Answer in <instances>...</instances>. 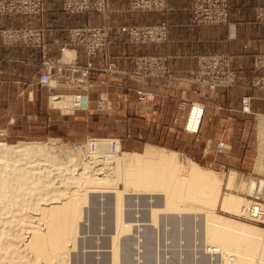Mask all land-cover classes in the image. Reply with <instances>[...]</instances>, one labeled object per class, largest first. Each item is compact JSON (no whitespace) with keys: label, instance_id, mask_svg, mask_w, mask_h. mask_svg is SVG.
<instances>
[{"label":"crops","instance_id":"crops-1","mask_svg":"<svg viewBox=\"0 0 264 264\" xmlns=\"http://www.w3.org/2000/svg\"><path fill=\"white\" fill-rule=\"evenodd\" d=\"M61 1L41 0V12L35 17H1L0 27L27 25L40 28L44 45L42 49L0 46V59L24 66L28 60H33L35 63L29 64L34 68L33 64L38 66L37 63L43 59L81 67L85 63L83 50L67 43V30L76 26L104 27L109 30L104 48L91 59L97 71L89 73L91 86L87 90V110H73L70 115L89 111V115L92 112L97 114L103 112L102 109L105 114L123 111L127 121L126 137L135 145H183L189 146V153L203 145L199 150V160L213 163L221 157L220 166L224 170L231 167L241 172L249 150L258 156V124L254 125V122L257 123V117L264 115V92L251 89L250 81L260 75L253 70V58L264 54V24L255 19V10L264 6V0H229V21L222 26L198 25L192 15V0H165L164 9L153 12H131L129 0H106L104 14L74 16L62 11ZM160 23L166 25L169 33L166 42L157 45L131 44L121 32L130 26ZM64 51L70 56L64 58ZM211 54L231 59L236 72L233 87L210 92L205 86L189 81L190 72L196 69L197 58ZM136 55L166 58L172 78L167 81L132 76V59ZM108 64L113 65L112 73L103 72ZM35 76L16 75L8 80L0 75V132L13 122V119L5 121V102L9 97L24 100L35 107L42 127L47 128L53 121L50 102L53 96L57 97L55 92H65L63 96L67 97L80 93L77 89L39 87ZM11 83L16 86L9 87ZM41 90L45 91L41 93ZM139 92L153 94L154 99L140 102L137 100ZM242 96L252 98V114L239 112ZM190 105L204 108L197 134L184 129ZM219 140L225 141V148L216 153L214 146Z\"/></svg>","mask_w":264,"mask_h":264},{"label":"rangeland","instance_id":"rangeland-1","mask_svg":"<svg viewBox=\"0 0 264 264\" xmlns=\"http://www.w3.org/2000/svg\"><path fill=\"white\" fill-rule=\"evenodd\" d=\"M149 12H153V11H149ZM69 15L74 16V15H84V14H69ZM10 16H15V15H10ZM10 16H0V18L10 17ZM154 25H148V26H154ZM20 27L39 29V31H41L43 35V30H41L40 28L30 27L27 25L1 26L0 29L20 28ZM82 27L96 28L100 26L72 27L66 32V40L68 38V33L70 32V30L76 28H82ZM131 27H137V26H131ZM1 31L2 30H0V36H1ZM108 31L109 30H106L105 33L106 37ZM168 33L169 30H167V38H168ZM106 37H105V42H106ZM126 39L128 42H130L127 36ZM43 40H44V36H43ZM134 45H140V44H134ZM141 45H157V44L148 43ZM0 46L6 48L13 46H18L21 48H34V47H26L21 45L6 46L3 45L1 38H0ZM69 54H70L69 52L64 51L63 52L64 58L70 56ZM1 56L5 58L4 54H2ZM140 56L142 55H136L133 57L132 72L134 71L133 60L134 58ZM150 56H156V55H150ZM45 61L47 60L46 59L40 60L39 64L37 63L38 66L33 64L35 66L34 68L31 67L32 66L31 64L35 63V61L33 60H28L27 65L24 62L25 65L27 66L26 67L21 63L7 62L6 59H2V60L0 59V75L8 78L9 80L12 76H16V75L35 76L37 74V76H35V80H36L35 82L38 84L37 78L45 69L42 66ZM52 61H57V60H52ZM29 62L31 64H29ZM108 65L106 67H108ZM106 67L104 69H106ZM52 70L53 72H50V70L49 72L53 75H56L55 69ZM51 81L52 82L49 84V86H41L39 84L37 86L43 88H55V87L65 88L64 86H58V85L54 86L55 83L61 82L60 79H58L56 76H52ZM11 85L14 87L16 86L12 83L8 84L9 87H12ZM19 86H21V84ZM65 90L68 89L66 88ZM70 90H74V89H70ZM41 91H42L41 93H43L45 90H41ZM52 91H57V90H52ZM63 93L65 92H55L54 95H57V97L52 98L50 102V106L52 107L53 121L51 124L48 125L47 128H45L44 126L42 127L39 121V117L36 116L35 112L37 111V109L35 107L30 105L29 103L27 104L24 100L20 101V100L11 99V97H9L5 102L6 104L5 121L8 122L9 120L13 119L12 120L13 122L11 125L5 126L4 128L5 130L0 132V144L3 143L7 146H17L19 143L22 142V143H38L42 146L43 145L47 146L55 142V144L56 143L59 144V147L63 151H69V149H72L71 148L72 146L79 143H83L86 139H88L87 137H98L94 139H114L117 140V142L119 143L120 151L127 154L130 153L142 154L146 150V148L149 147L158 150L160 149L162 151L164 150L165 152L169 151L176 153L179 160H183L184 162L189 160L191 163L197 165L198 167L212 172L211 175L213 176L214 179H216L218 183L217 187L219 189L218 192L219 197L216 200V203H214V197H212L213 192L208 190L209 188L207 189L206 187L205 189L200 188L199 190H197V193L195 192L193 193L194 195L193 197L195 198L197 196L199 197V195L200 198L201 197L204 198V199L201 198V200L199 198L196 200L195 198L191 197V195L187 192L183 193V195L184 194L185 195L183 197L181 196L182 199L180 198L179 201L181 200L180 204H182L181 206L183 208L185 207V210L174 211V212L166 211L162 208L165 197V193L163 191L161 192L159 190H152V189L148 190L142 188L134 191H129L131 193L129 192L127 193V191L126 192L124 191V194L122 193L121 196H123L124 197L123 199L126 200L124 201V203L126 202V204L123 203L124 205H121L123 207V208L121 207V217L122 220H124L121 221L122 223H124V225L128 223L126 224V226H129L130 224L132 225V227L128 228L127 232L125 231L121 232L123 233V234L120 233L121 235L117 234L115 230L116 212L114 209V205H115L114 192L113 191H112L113 193L104 192V191L99 192L101 190H98L97 192L89 191L86 194L87 195L86 199H89L88 201H91L90 199L92 198L93 200L91 202L94 201L95 205L94 202L93 204H91L88 201H87L88 205L86 204V202H85L86 204L85 206L82 205V207L85 208L82 209L81 211L82 213L80 216L81 220L79 219L80 221L79 220L77 221L76 224L77 229L74 233L73 236L74 238L72 239L74 241L72 242L71 245H69L71 242L67 244L68 251H67V256L65 255L66 259H64L65 264H113L111 255L114 250L112 248L114 247V240H116L115 244L117 249L116 250L117 264H229L231 263L230 261L234 259L233 256L235 250L237 252V257H238L235 258V260H237L238 264H241L243 262H247L249 264H264V242H263L264 222H261L259 219H250L248 218L250 217L248 215L243 216L241 214H238L237 210L235 212H230L229 210H222L221 208L222 198L226 195H232L235 198L248 201L249 204L247 206L251 204L248 207L249 210L251 206H254L253 201L259 204L264 203V115L257 117L258 119L257 123L254 122V125L258 124V128H257L258 148L256 151L258 153V156L255 154V152L253 154V152H251L252 150L251 151L249 150V153L246 156L248 159L246 160L244 165L241 166V172L236 170L238 172L237 173L235 169L231 167L229 169L226 166L227 167L225 168L226 170L221 168L220 165L222 163L220 156H219L220 158L215 160L213 163H206L199 160V150L203 149L204 147L203 145L201 147L198 145V147H196V149L198 150L196 151L191 150L190 153H189V146L184 147L183 145L172 146V147L159 146L155 144L146 145L144 147L140 145H135L133 142H131L130 139H127L126 137L127 121L123 111L119 113H115V112L110 113V111H108L105 114L104 113L105 110L102 109L103 112L101 111L98 113L96 112L97 114H95V112H92V114L89 115V113H91V111H89L82 114L70 115L72 111L71 110L72 103L70 97L72 95L67 97V96H63L65 95ZM62 99H66L69 101L67 106L60 107L55 104L57 101H60ZM190 107L191 105L188 108V112L190 110ZM195 108L200 109L198 105H195L194 109ZM193 113L194 111L192 112V114ZM16 151L18 152L19 149ZM82 152L83 151H77L75 153L76 155L74 159L75 162L73 160L72 162L63 161L65 166L70 165L69 167H71V170L78 169L77 170L78 172L76 170L75 172L74 170L72 172L69 170L70 172L66 171L63 175H66V177L68 175H73L75 176V178H77L79 173L81 174L84 168H86V173H90V171L96 173L97 171H99L97 173L100 174L101 171L102 173L105 171L103 173L105 175L110 174L111 169L114 171V165H112L114 164V162L113 159H111L110 157H106L104 155H96V154L95 156L94 154H91L88 158H85L88 154H84ZM54 153L57 154V152ZM61 155L65 156V154L62 153ZM0 156H6V157L12 156L13 158H15V160L18 159V162H15V160L8 161L9 159H5L4 161H8L5 163L4 166L5 170L0 171L1 173L0 192L2 193V194L0 193V206H1L0 212L2 211L0 213V218H1L0 223L5 224V226L3 227H7L9 221H11V223H13L15 220H16L15 222L20 221L21 219H23V217L27 215L30 218H28L26 222H28L29 220V222L35 223V220H31V217L32 219H35L36 218L35 215L37 214V212L33 211L31 208L33 207V205L35 206V204H37L36 199L39 196L38 191H33L34 189L32 190L31 187H30L31 189L29 187H27V189L25 188L26 192L25 189H23V191L20 190L21 188H19V185H20V180L22 178L21 174H19L20 171L17 172L12 169H8L6 167L10 166V168H15V169L17 168L18 170H22L24 168L23 171L25 170L27 171L29 169L30 172L35 171L34 173H36V171L37 173L38 172L40 173V171L42 170L41 171L42 173L40 174L44 175L43 178H45L46 174L48 173L51 175L52 179H55V183L57 184V182L63 179L62 178L63 176L58 177L57 175L60 176L61 173L59 171L60 173L59 174L58 171H56L55 169L60 168L59 163H63V162H60L59 160L57 162L56 160L51 158L53 161L51 163H48L45 161L46 159L38 158L39 160L34 163L33 161L34 158L30 157V156H34V152L32 151L28 153L22 151L15 154L0 153ZM96 157L97 158L99 157L100 159L99 158L98 159L101 160L103 163L102 166L100 165L101 166L100 170H98L99 167H97V165H99L101 162L98 159L97 162H95L96 160L94 161L93 159V158L96 159ZM94 162L96 163L95 165L96 171L94 168V164H95ZM84 163L88 164V167L87 165L85 166ZM107 164L110 165V166L108 165L110 168L107 166ZM29 166L31 169L29 168ZM91 167L93 168V170ZM101 169H103L104 171ZM108 170L110 171L108 172ZM73 173L76 174L74 175ZM232 175H234L235 177L233 180V185L230 186L229 181ZM117 187H121V186L117 185ZM191 189H193V187ZM12 190L14 192L16 191L17 194L19 193V196L16 194V192L13 193ZM3 191L5 192L8 191V193H10V196L8 193L5 192L3 193ZM10 191H12V194ZM27 191L30 192L31 194L28 193ZM21 192L24 193L25 195L23 194L22 196H20ZM83 192L84 190L79 191V193H81L80 194L81 196L83 195ZM189 195L190 198L187 197ZM6 197L9 199H7ZM22 197L23 199L26 200L25 204L23 203L19 204L17 202L18 200L20 202ZM29 197L31 198L30 201L32 203L28 201ZM256 198L258 200H256ZM89 204L94 205V207L91 206L93 209L87 207L89 206ZM155 205L161 207L160 208L161 210L156 211L155 209H157V207ZM8 206L9 207L13 206V208L10 207L9 210ZM153 207L155 209H153ZM16 208L17 209L22 208L24 211L17 210ZM150 209L156 211V216L154 221H152L153 210ZM5 210L7 212H5ZM3 212L5 215H3ZM25 213L27 215H25ZM10 214H12L11 217ZM20 215H22L21 216L22 218L20 217ZM208 226L209 227L213 226L225 230L230 229L231 231L233 230L236 233H243V235L247 237L246 239L248 241L257 243V245L259 246L261 245L260 248L262 250L260 249L261 251L259 250L260 251L259 252L257 251L258 250L257 248L256 250L257 252H254V251H242L241 248H239L238 250L236 248H233L230 249V251H232L230 252L231 254L228 253L229 255H226V253L225 254L223 252L221 253L222 249L218 248L220 250V253L211 254L207 251L211 249L212 250L216 249L217 247L215 246L216 247L215 248L214 245L212 244L210 245L208 242H207L208 244L205 243L206 242L205 227ZM0 227L2 228V226ZM4 246L5 245H3V247ZM25 256L27 258L29 257L32 258L31 255L30 256L25 255Z\"/></svg>","mask_w":264,"mask_h":264},{"label":"bare ground","instance_id":"bare-ground-1","mask_svg":"<svg viewBox=\"0 0 264 264\" xmlns=\"http://www.w3.org/2000/svg\"><path fill=\"white\" fill-rule=\"evenodd\" d=\"M68 103H69L68 100L62 99L60 101H57L55 104L60 107H65L67 106ZM198 110H199L198 108L194 109V113L192 114V117L189 122V126H188L189 128H192V125L196 118L195 115L197 114ZM18 149L19 151L17 152L16 150ZM22 151L26 153L30 151L34 152V156H30L31 158H34L33 160L34 163L39 160L38 158H44L46 159L45 161L48 163H51L53 161L52 159L56 160L57 162L58 160L60 162H63V161L72 162V160L74 161L76 157L75 153L77 152L73 148L69 149V151H63L59 147V144L58 143L55 144V142L47 146L45 145L42 146L38 143H22V142L19 143L17 146H7L3 143L0 144V153L15 154V153H19ZM54 152H57V154ZM61 153L65 154V156H62ZM93 154L94 155L95 154L104 155L106 157H110L111 159H113L114 164L112 165H114V171L112 169L111 171L108 170V172L110 171L111 173L110 174L107 173L108 175H105L103 174L105 172L103 169L101 170H103L104 172L102 173L101 171V173L99 174L97 173L99 171H97L96 173L91 172V171L90 173H86V168H84L81 174L79 173L77 178H75V176L73 175H68L66 177V175H63V174L69 170L72 172L74 169L71 170V167H69L70 163L68 164L69 166H65L63 162V163H59L60 168L55 169L56 171H58V173L59 171L61 173L60 176L57 175L58 177L63 176L62 177L63 179H61V181L57 182L56 184L55 179H52L51 175L48 173L47 174L45 173L46 177L43 178L44 175L42 174L43 175L42 176L40 174L42 173L41 169H40L41 170L40 173L39 172L37 173V171L36 173H34L35 171L34 172L31 171L32 172L31 173L29 169H28L29 170L28 172V170L23 171L24 168L23 169L21 168L22 170H18L17 168L16 169L10 168V166L6 167L8 169H12L17 172L20 171L19 174H21L22 176L20 180V185H19V188H21L20 190L23 191V189L25 188L27 189V187L29 188L31 187L32 190L34 189L33 191H38L39 196L36 199L37 204H35V206L33 205V207L31 208L33 211L37 212V214L35 215L36 216L35 219H32L31 217V220H35V223L29 222V220L28 222H26L27 219L30 218L26 213L25 215L27 216L23 217V219H21L20 221L15 222L16 221L15 220L14 222L12 221L13 223L9 221V224L7 223L8 224L7 227H3L5 226V224L0 223V226H2V228L0 227V264H6V263L7 264H65L64 259H66L65 255L67 256V251H68L67 244L71 242L69 244L71 245L72 242L74 241L72 239L74 238L73 236L77 229L76 224H77V221L80 219V216L82 214L81 213L82 209L85 208V207L83 208L82 205L85 206L87 204V201L89 200V199H86L87 197L86 194L89 191L97 192L98 190H101L99 192H102V191L104 192L113 191L114 192L115 194L114 204L115 205L114 204L113 205H114V209L116 212V213L114 212L115 220H116L115 230H116V233L119 235L123 234L121 232H124V231L127 232L128 228L132 227V225L130 224L129 226H126V224L128 223H126L125 225L124 223H122V221L124 220H122V217H121V207H122L121 205L126 204V202L124 203V201L126 200L123 199L124 198L123 196H121L122 193L124 194V191L125 192L127 191L128 193L129 191H134L140 188L148 189V190H151V189L159 190L161 192L163 191L165 193V197H164V204L162 208L166 211H173V212L185 210V207L183 208L181 206L182 205L180 204L181 200L179 201V199L180 198L182 199V197L185 195V194L183 195V193H186V192L189 193L191 197H193L194 192L197 193V190H199L200 188L205 189L206 187L207 189L209 188L208 190L213 192L212 197H214V203H216V200L219 197L218 196L219 189L217 187L218 183L216 179H214L213 176L211 175L212 172L198 167L197 165L191 163L189 160H187L186 162H184L183 160H179L176 153L169 152V151L165 152L164 150L162 151L160 149L158 150V149L149 147V148H146V150L142 154H136V153L127 154L121 151L115 154H111L108 151V148L105 142H98L96 146V150ZM98 158L96 157V159L95 158L93 159L94 161L96 160L95 162H97ZM5 159H9L8 161L15 160V158H13L12 156H7V157L0 156V171L5 170V167H4L5 163L8 162V161H4ZM107 160H110V159H107ZM99 161L101 163L97 165V167H99L98 170H100V167L103 164L101 160ZM15 162H18V159L15 160ZM84 164L85 166L87 165L88 167V164L86 163ZM95 165L96 163L94 164V168L96 171ZM108 165L109 164H107V166ZM73 174L75 175L76 173H73ZM234 177L235 176L232 175L230 178V181H229L230 186L233 185ZM49 178H51L52 180ZM117 185L118 186L120 185L121 187H117ZM192 187L193 189H191ZM26 189H25V192H26ZM80 190H84L82 196L80 195L81 193H79ZM12 191H10L11 194H12ZM4 192L5 191H3V193ZM15 192L13 191V193ZM5 193H8V191H6ZM8 194L10 196V193ZM20 194H21L20 196H22L24 193L21 192ZM17 195L19 196V193ZM190 195L187 197L190 198ZM198 198L201 200V198L203 197L200 198V195H199V197L197 196L195 199L197 200ZM30 199L31 198L29 197L28 201H30ZM90 200L92 201L93 199L91 198ZM91 201H88V202L93 204L94 201L93 202ZM17 202L19 204L20 203L25 204L26 200L23 199L22 197L21 201L19 202L18 200ZM248 204H249L248 201L235 198L232 195H226L222 198L221 208L222 210H229L230 212H235L237 210L238 214H241L243 216L248 215L251 217V214H253L255 211V206H251L249 210L248 207L251 204L247 206ZM94 205H95V202H94ZM94 205L89 204V206L87 207L92 208L94 207ZM13 206L12 207L10 206V207L13 208ZM10 207L8 206L9 210H10ZM156 207L157 209H155L154 207L153 209H155L156 211L161 210L160 209L161 207L159 206H156ZM153 209H150V210H153ZM17 210L24 211L22 208L17 209ZM156 211L153 210L152 212V221H154L155 219ZM5 212L7 211L5 210ZM12 214H10V217ZM3 215H5L4 212H3ZM21 216L22 215H20V217ZM246 238L247 237L244 236L243 233H236L235 231L233 230L231 231L230 229L225 230V229H220V228H216L213 226L205 227V239H206L205 243L206 244L209 243L210 245L212 244L214 245V247L215 246L217 247V248L215 247L216 249H213V250L211 249L207 251L211 254L220 253V250L218 248L222 249L221 253L222 252L224 254L226 253V255L231 254L230 252L232 251H230V249H233V248H236L237 250L241 248L242 251H254V252H257L261 249L260 248L261 245L259 246L257 245V243L250 242ZM115 241L116 240H114V247H112L114 250L111 255L113 264H117L116 262V259H117L116 250L117 249H116ZM3 245L5 246L3 247ZM25 255H29V256L31 255L32 258H30L29 256H28L29 258H27ZM233 257L234 259L231 260L230 261L231 263L229 264H238L237 260H235V258H238L236 250L234 251ZM241 264H249V263L243 262Z\"/></svg>","mask_w":264,"mask_h":264},{"label":"built area","instance_id":"built-area-1","mask_svg":"<svg viewBox=\"0 0 264 264\" xmlns=\"http://www.w3.org/2000/svg\"><path fill=\"white\" fill-rule=\"evenodd\" d=\"M41 0H0V16H23L35 17L41 12ZM165 7V0H130L129 10L132 12H149L161 11ZM61 9L66 14H86L106 12V0H62ZM192 15L198 25L204 26H222L229 21V0H192ZM255 19L264 24V6L255 10ZM1 31V40L3 45L13 46L21 45L26 47L40 48L43 47V35L39 29L20 27V28H3ZM128 40L134 44H161L167 39V28L164 23L154 26L144 27H126L121 30ZM106 30L101 27L91 28L82 27L70 30L68 33V44L79 46L83 50L85 63L78 67L69 62H59L47 60L43 63L45 68L38 76L37 82L41 86H49L52 82L51 77L56 76L61 82L55 83L54 86H64L67 89H77L80 93L72 95L71 110L85 111L87 109V90L91 86L89 83V73L97 71L91 59L96 56L105 44ZM61 50H64L63 48ZM196 69L190 72L189 81L195 84L205 86L210 92L218 88H231L236 80V72L231 66V59L228 56L211 54L199 56L196 60ZM134 77H147L152 79H161L169 81L172 78L171 70L167 65V60L161 56H140L133 60ZM55 69L56 75L49 70ZM114 70L111 64L103 70L105 73H112ZM253 70L260 75L250 81V88L256 91L264 92V54H259L253 58ZM53 86V87H54ZM56 97V96H53ZM154 95L139 92L137 100L140 102L153 100ZM252 98L242 96L240 98L241 106L239 112L242 114H252L250 109ZM100 108V104H96ZM194 106L190 107L184 129L191 133L197 134L203 117L204 108L199 106L195 121L192 128H189ZM98 142H105L108 151L111 154L118 153L120 146L114 139H86L83 143L72 146L75 151H83L93 154ZM225 148V141L219 140L215 143L214 151L221 153ZM256 200H258L256 198ZM255 211L251 214L250 219H259L264 222V203L259 204L253 201Z\"/></svg>","mask_w":264,"mask_h":264}]
</instances>
